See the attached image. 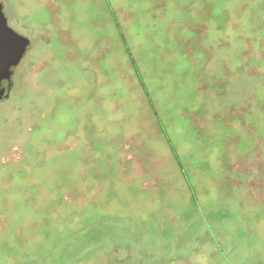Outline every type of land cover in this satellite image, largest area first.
<instances>
[{
	"label": "rangeland",
	"instance_id": "obj_1",
	"mask_svg": "<svg viewBox=\"0 0 264 264\" xmlns=\"http://www.w3.org/2000/svg\"><path fill=\"white\" fill-rule=\"evenodd\" d=\"M0 3V264H264V0Z\"/></svg>",
	"mask_w": 264,
	"mask_h": 264
},
{
	"label": "water",
	"instance_id": "obj_2",
	"mask_svg": "<svg viewBox=\"0 0 264 264\" xmlns=\"http://www.w3.org/2000/svg\"><path fill=\"white\" fill-rule=\"evenodd\" d=\"M31 44V40L16 31L8 23V18L4 11L3 3H0V102L8 98L12 87L13 68L17 67ZM6 80L8 92L2 87Z\"/></svg>",
	"mask_w": 264,
	"mask_h": 264
},
{
	"label": "flooded vegetation",
	"instance_id": "obj_3",
	"mask_svg": "<svg viewBox=\"0 0 264 264\" xmlns=\"http://www.w3.org/2000/svg\"><path fill=\"white\" fill-rule=\"evenodd\" d=\"M8 23H9V22H8ZM9 25L11 26L10 23H9ZM11 27H12V26H11ZM14 29H15V28H14ZM15 30H16V29H15ZM19 33H20V32H19ZM24 57H25V56H24ZM22 61H23V59H22ZM22 61H21V62H22ZM21 62H20V64H21ZM20 64H19V65H20ZM19 65H18V66H19ZM18 66H17V67H18ZM15 68H16V67H15ZM15 68H13V70H14ZM8 85H9V83H8L6 80H4L3 83H2V87L5 88V92H6V93L8 92ZM11 89H12V87H11ZM10 93H11V90H10ZM9 97H10V95H9ZM9 97H8V98H9ZM4 99H7V98H4ZM4 99H3V100H4ZM3 100H2V101H3Z\"/></svg>",
	"mask_w": 264,
	"mask_h": 264
},
{
	"label": "trees",
	"instance_id": "obj_4",
	"mask_svg": "<svg viewBox=\"0 0 264 264\" xmlns=\"http://www.w3.org/2000/svg\"><path fill=\"white\" fill-rule=\"evenodd\" d=\"M135 69L137 70V67L135 66Z\"/></svg>",
	"mask_w": 264,
	"mask_h": 264
}]
</instances>
